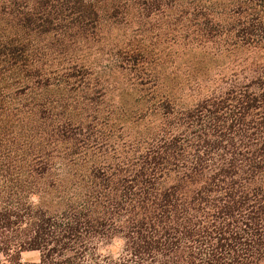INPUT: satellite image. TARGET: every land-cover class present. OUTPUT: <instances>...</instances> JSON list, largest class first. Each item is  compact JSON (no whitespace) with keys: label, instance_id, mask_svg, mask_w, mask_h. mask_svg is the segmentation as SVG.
<instances>
[{"label":"trees","instance_id":"trees-1","mask_svg":"<svg viewBox=\"0 0 264 264\" xmlns=\"http://www.w3.org/2000/svg\"><path fill=\"white\" fill-rule=\"evenodd\" d=\"M0 264H264V0H0Z\"/></svg>","mask_w":264,"mask_h":264},{"label":"rangeland","instance_id":"rangeland-1","mask_svg":"<svg viewBox=\"0 0 264 264\" xmlns=\"http://www.w3.org/2000/svg\"><path fill=\"white\" fill-rule=\"evenodd\" d=\"M39 254L37 252H26L21 255L22 262H36Z\"/></svg>","mask_w":264,"mask_h":264}]
</instances>
